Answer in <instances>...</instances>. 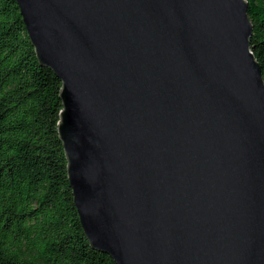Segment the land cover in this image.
Returning <instances> with one entry per match:
<instances>
[{
    "label": "water",
    "instance_id": "1",
    "mask_svg": "<svg viewBox=\"0 0 264 264\" xmlns=\"http://www.w3.org/2000/svg\"><path fill=\"white\" fill-rule=\"evenodd\" d=\"M62 81L81 226L117 264H264V79L247 0H16Z\"/></svg>",
    "mask_w": 264,
    "mask_h": 264
},
{
    "label": "trees",
    "instance_id": "2",
    "mask_svg": "<svg viewBox=\"0 0 264 264\" xmlns=\"http://www.w3.org/2000/svg\"><path fill=\"white\" fill-rule=\"evenodd\" d=\"M247 2L264 79V0ZM61 90L17 1L0 0V264H117L80 223L59 134Z\"/></svg>",
    "mask_w": 264,
    "mask_h": 264
},
{
    "label": "rangeland",
    "instance_id": "3",
    "mask_svg": "<svg viewBox=\"0 0 264 264\" xmlns=\"http://www.w3.org/2000/svg\"><path fill=\"white\" fill-rule=\"evenodd\" d=\"M63 111V110H62Z\"/></svg>",
    "mask_w": 264,
    "mask_h": 264
}]
</instances>
